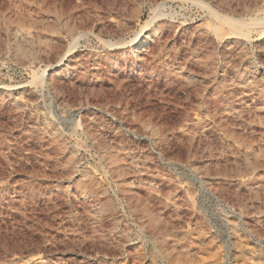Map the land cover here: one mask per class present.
Returning <instances> with one entry per match:
<instances>
[{"label":"rangeland","instance_id":"rangeland-1","mask_svg":"<svg viewBox=\"0 0 264 264\" xmlns=\"http://www.w3.org/2000/svg\"><path fill=\"white\" fill-rule=\"evenodd\" d=\"M0 264H264V0H0Z\"/></svg>","mask_w":264,"mask_h":264},{"label":"bare ground","instance_id":"bare-ground-1","mask_svg":"<svg viewBox=\"0 0 264 264\" xmlns=\"http://www.w3.org/2000/svg\"><path fill=\"white\" fill-rule=\"evenodd\" d=\"M197 1V0H196ZM200 3H202V5H206L205 4V2H202V1H199ZM200 5V4H199ZM209 10H210V12H211V14L213 13V14H217V12L213 9V8H209ZM212 14V15H213ZM220 14V15H219ZM223 14H221V13H219L218 12V14H217V16H220V19L221 20H224V21H226V22H234V24H236V26L239 28V30L240 31H243V27H245L247 24H249V23H247L246 21H238L237 19H234L233 17H230V16H227V15H223ZM153 19H154V16L147 22V24L148 25H150L152 22H153ZM244 20V19H243ZM256 20V19H255ZM255 22V21H254ZM257 22V21H256ZM255 22V23H256ZM259 22V21H258ZM251 24V23H250ZM257 24V23H256ZM230 25H232V24H230ZM251 25H253V24H251ZM251 27H254V25L253 26H251ZM231 30H232V28H230ZM234 30V29H233ZM238 34V33H237ZM243 34V33H242ZM45 73H46V71H44L43 72V74H42V76L40 77L41 79H44L45 78ZM36 80V79H35Z\"/></svg>","mask_w":264,"mask_h":264}]
</instances>
